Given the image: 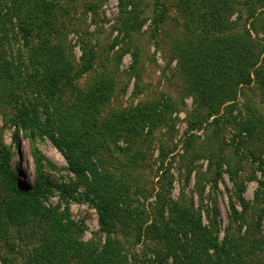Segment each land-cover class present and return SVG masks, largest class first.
I'll return each instance as SVG.
<instances>
[{
	"label": "trees",
	"instance_id": "16d2710c",
	"mask_svg": "<svg viewBox=\"0 0 264 264\" xmlns=\"http://www.w3.org/2000/svg\"><path fill=\"white\" fill-rule=\"evenodd\" d=\"M58 3L0 0L2 119L5 128L14 129L18 146L22 133L30 139L36 164L34 186L23 185L11 168V149L0 130V241H6L14 229L30 227L40 232L31 264H126L123 246L116 239L122 227L136 229L138 242L162 243L155 253L159 264H264L260 260L264 239L254 240L248 248L228 235L220 242L192 206L160 201L148 211L128 184L99 164L102 150L110 151L127 134L137 135L152 116L134 111L103 119L109 85L95 86L90 94L77 89V81L91 71L95 59L86 54L76 71L70 57L57 46L55 41L64 37L63 28H55ZM177 3L193 16L197 27L196 33L188 32L179 63L199 103L220 114L223 108L234 107L247 87L256 84L264 94V0ZM238 5L242 11L232 21ZM15 30L25 51L18 55V62H10L3 47ZM67 92L71 93L68 102ZM45 139L67 161L75 176L73 183L47 180L44 161L51 170L56 168L38 150V142ZM54 191L67 203H86L97 211L105 236L102 247L83 241L69 207L45 205ZM0 264L12 263L0 255Z\"/></svg>",
	"mask_w": 264,
	"mask_h": 264
},
{
	"label": "rangeland",
	"instance_id": "374dc122",
	"mask_svg": "<svg viewBox=\"0 0 264 264\" xmlns=\"http://www.w3.org/2000/svg\"><path fill=\"white\" fill-rule=\"evenodd\" d=\"M58 6L55 28H63L64 37L55 41L57 46L76 71L86 54L95 59L91 71L77 81V89L90 94L95 86L109 85L103 119L138 111L152 116L137 135L127 134L110 151L102 150L99 164L128 184L148 211L160 201L192 206L220 242L228 235L248 248L254 240H263L264 94L259 86L242 90L236 105L220 114L199 103L179 63L188 32L196 33L197 27L177 0H59ZM235 10L232 21L242 11L239 5ZM17 37L15 30L3 47L10 62H18L25 51ZM70 98L67 92L65 101ZM3 113L0 109V130L11 149V168L23 185L33 187L36 164L31 141L22 133L18 146L14 129L4 127ZM37 147L56 168L51 170L44 161L49 182L75 181L50 140L39 141ZM44 203L62 210L69 207L83 241L103 246L99 216L90 205L67 203L58 191ZM135 232L120 227L116 236L126 264H159L155 253L162 243L138 242ZM37 233L30 227L12 230L6 241H0V255L12 264H31L40 242ZM260 260L264 263V253Z\"/></svg>",
	"mask_w": 264,
	"mask_h": 264
}]
</instances>
